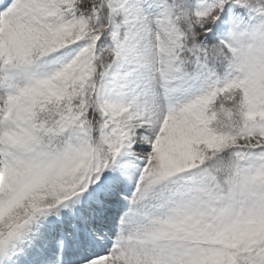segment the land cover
Instances as JSON below:
<instances>
[{
    "label": "snow or ice",
    "instance_id": "6c2138e0",
    "mask_svg": "<svg viewBox=\"0 0 264 264\" xmlns=\"http://www.w3.org/2000/svg\"><path fill=\"white\" fill-rule=\"evenodd\" d=\"M0 264H264V0H0Z\"/></svg>",
    "mask_w": 264,
    "mask_h": 264
}]
</instances>
